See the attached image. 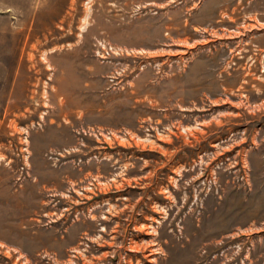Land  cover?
<instances>
[{
    "label": "rangeland",
    "instance_id": "374dc122",
    "mask_svg": "<svg viewBox=\"0 0 264 264\" xmlns=\"http://www.w3.org/2000/svg\"><path fill=\"white\" fill-rule=\"evenodd\" d=\"M0 264H264V0H0Z\"/></svg>",
    "mask_w": 264,
    "mask_h": 264
}]
</instances>
